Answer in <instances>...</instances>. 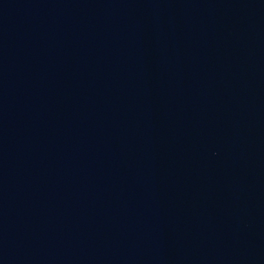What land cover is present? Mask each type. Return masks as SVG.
Listing matches in <instances>:
<instances>
[{"label": "water", "instance_id": "water-1", "mask_svg": "<svg viewBox=\"0 0 264 264\" xmlns=\"http://www.w3.org/2000/svg\"><path fill=\"white\" fill-rule=\"evenodd\" d=\"M0 264H264V0H0Z\"/></svg>", "mask_w": 264, "mask_h": 264}]
</instances>
